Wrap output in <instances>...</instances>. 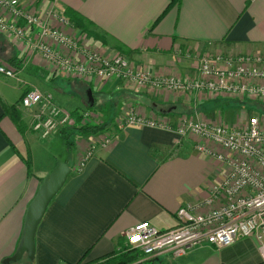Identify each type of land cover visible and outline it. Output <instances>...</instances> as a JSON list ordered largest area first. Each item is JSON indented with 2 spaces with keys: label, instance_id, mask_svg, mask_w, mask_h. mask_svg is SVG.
I'll return each mask as SVG.
<instances>
[{
  "label": "crops",
  "instance_id": "0c3cea01",
  "mask_svg": "<svg viewBox=\"0 0 264 264\" xmlns=\"http://www.w3.org/2000/svg\"><path fill=\"white\" fill-rule=\"evenodd\" d=\"M21 2L56 29L63 26L53 15L69 19L68 11L77 13L90 32L105 40L91 38L74 23L73 28L65 29L69 34L98 53L124 56L134 70L156 78L195 80L199 60L206 54L264 55V0ZM0 64L17 75L15 79L0 75V264L15 255L26 209L41 181L59 162L68 165L72 174L39 224L34 260L24 256L10 264H77L123 254L121 246H126L129 229L146 221L161 231L175 228L178 210L206 199L211 188L224 179V167L213 157L199 154L191 137L183 139L175 132L147 126L118 130L111 143L97 148L80 169L88 143L95 137L85 136V143L72 152L65 145L63 129L49 139L40 138L32 130V113L20 105L32 87L53 96L70 114L90 111V90L91 111L98 107V94L102 100L103 95L128 92L138 97L130 103L138 106L139 117L177 126L181 115L174 112L179 107L180 112L202 109L213 99L204 101L198 94L179 93L173 99L122 81L62 75L41 58L27 56L18 43L3 35ZM66 84L72 86L71 91L64 88ZM12 108L19 121L6 112ZM226 121L233 128L244 126L236 123L233 115ZM144 264L264 263L256 239L238 238L227 248L203 245L177 259L164 252Z\"/></svg>",
  "mask_w": 264,
  "mask_h": 264
},
{
  "label": "built area",
  "instance_id": "2783aa9c",
  "mask_svg": "<svg viewBox=\"0 0 264 264\" xmlns=\"http://www.w3.org/2000/svg\"><path fill=\"white\" fill-rule=\"evenodd\" d=\"M53 16L63 29L51 27L48 20L28 11L21 0H0V34L12 38L27 56H37L55 71L76 79L122 81L181 95L201 93L235 101L264 100V55L206 54L201 57L199 76L195 80L156 78L134 70L122 55L106 56L85 47L65 30L74 26L69 19ZM0 75L10 79L17 76L14 69L1 64ZM20 105L32 113V130L45 140L72 122V114L57 105L53 96L36 87L28 89ZM79 115L84 120L94 118L88 110ZM128 126L171 131L183 139L195 137L201 140L195 145L196 151L213 157L226 171L224 179L211 188L206 199L178 210L175 228L161 231L146 221L127 231V248L138 256V263L164 252H170L177 259L203 245L223 249L238 238L256 239L264 263V128L260 120L251 118L242 130L209 124L199 118L173 126L163 120H147L131 111L122 128ZM111 140H93L80 169L97 148H106ZM212 147L223 152H216ZM204 208L210 210L203 211Z\"/></svg>",
  "mask_w": 264,
  "mask_h": 264
},
{
  "label": "rangeland",
  "instance_id": "374dc122",
  "mask_svg": "<svg viewBox=\"0 0 264 264\" xmlns=\"http://www.w3.org/2000/svg\"><path fill=\"white\" fill-rule=\"evenodd\" d=\"M201 59L202 58H200L199 63L201 62ZM64 88H66L68 91L72 90V86L68 84H66ZM151 90L155 93V95L166 93V95H169L173 99L178 95L176 92H171L167 90ZM198 96H201L204 101L213 99V102L206 105L205 108H195L190 111L180 112L181 109L179 107L174 113H180V122L183 120H193L199 118L201 121L209 124L223 125L228 126L234 130H242L247 127V124L251 118L257 117L260 120L261 126L264 128V100L253 98L235 101L232 99H227L223 96L201 93L198 94ZM97 97L98 99L100 98L98 100V107L96 110L91 112L94 113V118L90 120H83L82 123L83 125H91L97 127L100 126L101 128H103L102 133L98 134L93 139L94 141L101 142L103 140L111 139L117 133L118 130L122 129V126L125 125L127 116L131 111H133L134 114H138V106H136L135 103H130L132 100H137L138 97L128 92L119 95L117 94L116 96L103 95L102 100L101 95L98 94ZM145 100L146 104H150V99L145 98ZM72 107L73 105L67 106V108L69 109ZM197 113L198 116H196ZM232 115L236 118V123H244V126H238L239 128H233L229 126L226 121V118H229ZM73 123L74 122H70V124L63 129V132L66 135L65 138L67 139V142L71 146L70 151L75 152L76 146L84 144L86 141V137L82 133H80L77 128L73 127ZM59 131L60 130L55 131L52 136ZM191 139L195 140L192 142L193 146L197 143H201V140L195 137ZM90 145L91 143H88V148L90 147ZM86 151H88V149ZM121 251L122 253L135 254L127 248V245L121 246Z\"/></svg>",
  "mask_w": 264,
  "mask_h": 264
},
{
  "label": "water",
  "instance_id": "95a60500",
  "mask_svg": "<svg viewBox=\"0 0 264 264\" xmlns=\"http://www.w3.org/2000/svg\"><path fill=\"white\" fill-rule=\"evenodd\" d=\"M120 92V91H117ZM91 107L93 102L92 91L88 92ZM72 174V169L63 162L57 166L41 181L38 191L26 209L21 240L14 256L6 259L5 264L16 263L24 256L30 261L34 260L35 237L48 206L58 195Z\"/></svg>",
  "mask_w": 264,
  "mask_h": 264
},
{
  "label": "trees",
  "instance_id": "16d2710c",
  "mask_svg": "<svg viewBox=\"0 0 264 264\" xmlns=\"http://www.w3.org/2000/svg\"><path fill=\"white\" fill-rule=\"evenodd\" d=\"M179 1V0H176ZM67 16L70 20V22L74 23V25L79 28L80 30L88 33V35L92 38H96L98 40L104 41L105 39L103 37H100L99 35L90 32L88 29V25L85 24V20L79 16L77 13H73L71 11L67 12ZM92 35V36H91ZM93 107L90 108V111ZM6 112L9 115H12L13 119L16 121H19V117L16 116L15 110L12 108L11 110L8 109L6 110ZM93 112V110L91 111ZM83 118L80 117V115L78 114V112H74L72 114V122L73 123V127L77 128L79 130L80 133H82L84 136H92L95 137L98 134L102 133L103 128H101L100 126H91V125H83ZM74 130V129H73ZM65 142H66V146L70 149L71 146L70 144L67 142V139L65 138ZM139 259L138 256L133 254V253H123V254H119V255H112L109 256L107 258L101 259V260H97V261H93V262H87L85 263L84 260L80 261L77 264H144V263H138Z\"/></svg>",
  "mask_w": 264,
  "mask_h": 264
}]
</instances>
